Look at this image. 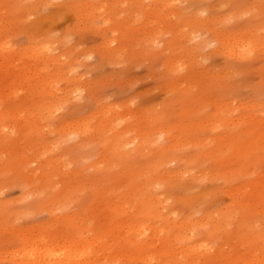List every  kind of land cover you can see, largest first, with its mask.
<instances>
[{
  "label": "rangeland",
  "instance_id": "rangeland-1",
  "mask_svg": "<svg viewBox=\"0 0 264 264\" xmlns=\"http://www.w3.org/2000/svg\"><path fill=\"white\" fill-rule=\"evenodd\" d=\"M169 1L0 0V264H264V0Z\"/></svg>",
  "mask_w": 264,
  "mask_h": 264
},
{
  "label": "bare ground",
  "instance_id": "bare-ground-1",
  "mask_svg": "<svg viewBox=\"0 0 264 264\" xmlns=\"http://www.w3.org/2000/svg\"><path fill=\"white\" fill-rule=\"evenodd\" d=\"M168 1H169V0H168ZM174 1H175V0H174ZM169 2H171V1H169ZM167 3H168V2H167ZM174 3H175V2H174ZM157 7H158V6H157ZM98 9H99V8H97V10H98ZM157 9H158V8H157ZM155 10H156V8H155ZM157 11H158V10H157ZM107 28H108V27H107ZM223 30H224V29H223ZM243 30H244V29H243ZM107 31H108V30H107ZM218 31H219V29H218ZM221 31H222V29H221ZM221 31H220V34H221ZM247 31H248V30H247ZM172 33H173V32H172ZM223 33H224V32H223ZM226 33H227V32H226ZM242 33H243V32H242ZM242 33H241V34H242ZM246 33H248V32H246ZM215 34H216V33H215ZM229 34H230V35H229V37H230V36H231V33H229ZM241 34H240V35H241ZM243 34H244V33H243ZM243 34H242V36H243ZM218 35H219V34H218ZM218 35L216 34V36H218ZM234 35H235V34H233V37H234ZM193 36H194V35H193ZM225 36H227V35H225ZM184 37H185V36H184ZM218 37H219V36H218ZM223 37H224V36H223ZM227 37H228V36H227ZM231 37H232V36H231ZM233 37H232V39H233ZM219 38H220V37H219ZM237 38H238V37H237ZM237 38H236V40H237ZM244 38H245V37L243 36V37H242V43H243ZM189 39H190V38H189ZM220 39H221V38H220ZM224 39H225V38H224ZM232 39H231V41L233 42ZM234 39H235V38H234ZM239 39H241V38L239 37ZM239 39H238V42H239ZM247 39H248V38H247ZM247 39H246V40H247ZM187 40H188V39H187ZM193 40H194V38H193ZM226 40H227V39H226ZM108 41H109V40H108ZM221 41L224 42V40H221ZM260 41H261V40H260ZM228 42H229V41H228ZM235 42L237 43V41H235ZM246 42H249V40L246 41ZM261 42H264V41L262 40ZM261 42H260V43H261ZM190 43H191V42H190ZM250 43H251V42H250ZM250 43H249V44H250ZM260 43H259V44H260ZM222 44H223V43H222ZM225 44H226V43L224 42V45H225ZM238 44H241V41H240V43H238ZM249 44H245V46H246V45H249ZM251 44H254V43H251ZM251 44H250V45H251ZM257 44H258V43H257ZM259 44H258V45H259ZM40 45H41V44H40ZM230 45H232V47H234L233 44H230ZM241 45H242V44H241ZM258 45H257V47H258ZM190 46H191V45H190ZM239 46H240V45H239ZM245 46H244V47H245ZM253 46H254V48L256 47V45H253ZM259 46H261V45H259ZM37 47H38V46H37ZM46 47H47V46H46ZM223 47H224V46H223ZM225 47L227 48V46H225ZM237 47H238V46H237ZM237 47H236V48H237ZM246 47H247V46H246ZM246 47H245V48H246ZM263 47H264V46H263ZM229 48H230V47H229ZM229 48H228V49H229ZM35 49L37 50L38 48H35ZM242 49H244L243 46H242ZM263 49H264V48H263ZM38 50H39V49H38ZM38 50H37V51H38ZM225 50H226V49H225ZM238 50L240 51L241 48L238 49ZM247 50H248V49H247ZM260 50H261V49H260ZM44 51H45V49H44ZM44 51H43V53H44ZM230 51H231V48L229 49V52H230ZM233 51H234V49H233ZM235 51H236V50H235ZM244 51H245V50H244ZM244 51H243V52H244ZM252 51H253V50H252ZM41 52H42V51H41ZM240 52L242 53V51H240ZM245 52H246V51H245ZM260 52H262V51H260ZM38 53H39V51H38ZM43 53H42V54H43ZM233 53H234V52H233ZM237 53L239 54L238 51H237ZM40 54H41V53H40ZM45 54H48V52L46 53V51H45ZM45 54H44V55H45ZM231 54H232V53H231ZM234 54H235V53H234ZM238 54H237V55H238ZM247 54H248V52H247ZM44 55H43V56H44ZM232 55H233V54H232ZM237 55H236L235 57H237ZM254 55H255V54H254ZM238 56H239V55H238ZM246 56L249 57V55H246ZM252 56H253V55H252ZM40 57H42V56H40ZM209 57H210V56H209ZM239 57H242V56H239ZM239 57H238V58H239ZM243 57H245V55H244ZM243 57H242V59H244ZM248 57H247V58H248ZM56 59H57V58H56ZM56 59H55V60H56ZM239 59H240V58H239ZM51 61H52V60H51ZM50 78L52 79V78H54V77H50ZM50 78H47V79L43 80V83L45 82V85H46V84H48L49 82H51L53 79L51 80ZM53 81L55 82V80H53ZM34 92H37V90H35ZM46 113H48V112H46ZM1 119H2V114H0V120H1ZM40 124H41V123H40ZM40 124H39V125H40ZM115 124H116V123H115ZM117 124H118V123H117ZM78 126H80V124H79ZM115 126H117V125H115ZM82 129H83V128H82ZM41 130H42V129H41ZM117 130H118V129H117ZM82 131H83V130H82ZM120 132H122V131H120ZM263 136H264V134H263ZM111 142H112V141H111ZM111 144H112V143H111ZM110 147H112V145H111ZM35 176H36V175H35ZM34 179H35V178H34ZM35 181H36V179L34 180V182H35ZM163 213H164V212H163ZM112 216L114 217V215H112ZM110 218H112V217H110ZM115 218H116V216H115ZM119 218H120V217H119ZM138 223H139V222H137V224H138ZM84 224H85V223H84ZM137 224H135V225H137ZM141 224H142V223H141ZM144 224H145V223H144ZM133 225H134V224H133ZM142 225H143V224H142ZM147 225H148V224L145 225L144 229H147V228H148ZM86 227H88V226L85 224V230L87 229ZM132 227H133V226H132ZM83 228H84V226H83ZM83 228H82V229H83ZM140 228H141V227H140ZM87 230H89V228H88ZM189 235H191V238H190V239H192V236H194V238H195V234L192 235V234L189 233ZM160 236H161V235H160ZM26 237H27V236H26ZM45 242H47V241H45ZM88 242H89V241L86 242V240H85V241H84V240L81 241L80 244H81V247H82V248H79V247H77V246L74 247L73 245H70L71 249L69 248L70 250L68 251V253L71 252V255H70V262H71V263L73 262V263L76 264V263H78V262H81V260H83V258H86V257H88L89 255L92 254V252H93V250H91V249H93V248H92V243H91V242L88 243ZM43 243H44V242H43ZM47 243H48V242H47ZM44 244H45V243H44ZM41 245H43V244H41ZM41 245H40V246H41ZM46 245H47V244H46ZM127 245H128V244H127ZM33 246H34V245H33ZM38 246H39V245H38ZM38 246H37V247H38ZM47 247H48V246H47ZM50 247H51V246H50ZM68 247H69V246H68ZM68 247H67V248H68ZM184 247H185V249L183 250V252L189 254V256H191V259H192V261H193L195 264L201 260V259H200V256L197 257L198 255H200V252H201L202 250H204L205 248H206V249H209L207 246H205V245H204L202 242H200V241L193 243V245L190 244V245H187V246H184ZM34 248H36V247H34ZM44 248H45V247H44ZM64 248H65V247H64ZM36 249H37V248H36ZM40 249H41V247H40ZM45 249H46V248H45ZM51 249H52V248L46 249L47 252H44V251L41 252V253L39 252V253H37L36 256H38V257H42L43 255H45V256H43V258H44V257H48V255H49L50 253H52V251H53V250L50 251ZM79 249H81V251H80ZM33 250H34V249H33ZM42 250H43V249H42ZM55 250H57V249H55ZM67 250H68V249H67ZM30 251H31V250H30ZM65 251H66V250H65ZM36 252H38V251L36 250ZM29 254H30V253H29ZM35 254H36V253H35ZM47 254H48V255H47ZM53 254H54V253H53ZM55 254H57V253H55ZM66 254H67V253H66ZM57 255H58V254H57ZM50 256H51V255H50ZM68 256H69V255H68ZM52 257H53V256H52ZM27 258H28V257H27ZM33 258H34V256H33ZM33 258H32V259H33ZM66 258H67V257H66ZM47 259H48V258H47ZM53 259H54V258H53ZM67 259H68V258H67ZM28 260H29V259H28ZM30 260H31V258H30ZM45 260H46V258H45ZM68 260H69V259H68ZM31 261H33V260H31ZM42 261H43V259H42V260H38V259L36 260V259H35V260H34V263L37 262V263L39 264V263L42 262ZM58 261H59V260H58ZM192 261H190V262H192ZM253 261H254V260H253ZM52 262H53V261H52ZM54 262H55V261H54ZM256 262H257V261H256ZM256 262H254V263L256 264ZM48 263H49V262H48ZM48 263H46V264H48ZM194 263H193V264H194ZM35 264H36V263H35ZM54 264H55V263H54ZM57 264H58V263H57ZM79 264H80V263H79ZM182 264H183V263H182ZM191 264H192V263H191Z\"/></svg>",
  "mask_w": 264,
  "mask_h": 264
}]
</instances>
